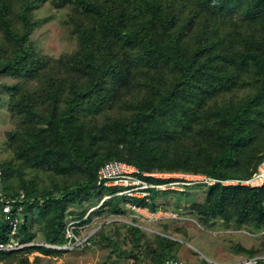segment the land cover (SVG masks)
Instances as JSON below:
<instances>
[{"label": "trees", "instance_id": "16d2710c", "mask_svg": "<svg viewBox=\"0 0 264 264\" xmlns=\"http://www.w3.org/2000/svg\"><path fill=\"white\" fill-rule=\"evenodd\" d=\"M53 2L73 11L72 33L78 39L74 51L56 58L38 55L29 44L34 30L30 9L36 5L24 9L20 31L8 18L9 4L0 0V20L17 54L15 64V59H0V73L17 70L36 81L6 87L13 88L11 112L24 123H39L25 130L33 141L24 140L19 147L8 143L12 158L0 161L1 191L8 198L25 194L15 203L22 206L17 238L66 243L69 214L82 219L85 207L98 203L105 190H118L97 183L100 167L115 159L136 165L139 176L154 183L173 180L144 177L143 172L176 168L204 173L217 181L205 184L206 206L196 210L201 223L264 229V182L224 183L249 179L264 161V0ZM2 102L0 90V109ZM112 109L115 117L101 121ZM54 175L61 180L50 189L45 181ZM160 193L152 190L150 202H132L167 209L169 202L156 200ZM110 198L106 212L127 214L125 199ZM39 201L51 202V210L39 211ZM74 205L85 207L71 211ZM99 219L102 225L91 242L105 238L111 252L137 259L133 264H163L179 254L178 240ZM178 221H165L164 232L172 236L181 231ZM36 222L41 233L34 229ZM8 230L0 210V237ZM242 250L245 257L264 255V248ZM257 264H264V258Z\"/></svg>", "mask_w": 264, "mask_h": 264}, {"label": "rangeland", "instance_id": "374dc122", "mask_svg": "<svg viewBox=\"0 0 264 264\" xmlns=\"http://www.w3.org/2000/svg\"><path fill=\"white\" fill-rule=\"evenodd\" d=\"M5 2L10 6L8 18L11 19L13 27L20 31L24 28L21 16L24 9L31 5H36L34 8L30 9V20L33 22L34 30L30 35L29 44L33 45L38 55L56 58L64 53L74 51L78 46V39L75 34L72 33L75 17L71 9L67 7L58 8L53 0H5ZM236 12H238V10ZM86 23H89V20H87ZM8 36L7 26H5V22L1 19L0 59L13 61L17 57L16 52L13 51L16 44L10 40ZM13 62L15 64L16 59ZM16 71L17 70L14 71L15 73H0V90L2 91L3 100L2 108L0 109V161H9L12 158L13 152L9 147L12 145L8 143L13 142L19 147V144H22L24 140L33 141L27 138L25 130L29 128V126L39 124L37 121L35 122L34 119L24 123L19 113L11 112L10 110L13 88L7 89L6 87L16 85L22 88L24 85L36 82L31 76L29 77L30 74L18 73V71ZM121 106L122 105H119L118 107ZM113 110L114 109L105 111L106 113H103L104 116L101 118V121L106 120L107 117H115L117 111ZM125 111L126 110H124L123 113ZM41 127L44 128L45 126L42 125ZM10 135H14L16 138H11ZM46 150L50 149L46 148ZM263 163L264 161L259 165L258 170ZM154 172L161 174L164 179L178 181L174 183V185L172 184L179 188L176 190L178 192H161L156 198L158 202H163L164 200L169 202V207L165 210L169 213L172 212V214H177L178 217H168L162 221L152 223H145L142 221L138 223L142 227H146L144 229L145 231L160 234L165 233L162 228L165 221L169 219L179 220L175 223V226L180 225L181 231L178 230V233L172 234L174 238L179 240L182 239L183 241L179 250V257L193 264H217L218 262L233 263L245 257L246 254L242 250L243 248H264V229L255 231L252 229L253 226L248 224H243V227L235 229L227 228L224 221L208 222L210 225L199 221L196 217V210H198V206L202 207L205 205L208 187L196 181V179L207 175L201 172L196 173L177 170L176 168H157ZM41 175L44 177V174ZM60 180L61 177H57V175L48 176L45 183L52 189V186L56 185ZM224 183L228 185L231 184L226 183V181H224ZM74 191L76 190H72V192ZM180 191H184L186 194L181 195ZM107 194H111V191L105 190L100 201ZM119 197L122 200L124 199L122 196ZM109 199L111 198L106 199L100 208L97 206L100 204V201L89 207H81L87 209L83 216V218L86 219L85 222L89 223L96 221L97 223H95L93 227H97L98 224L102 222L101 220L99 221V218H105V221L111 219L112 215L106 212L108 209L106 204ZM78 207V205H74L71 207V211H81V208L79 209ZM36 208L39 209V211H50L51 202L39 201L36 204ZM69 217L75 218L76 216L71 213L68 218ZM93 218H95L94 221ZM80 224L83 225V223ZM40 227L41 223L36 222L34 229L41 233L42 230ZM86 228L84 232L91 229L88 227ZM174 228L175 227L172 226L170 230L174 231ZM150 237H152V235ZM97 241V243L91 242L90 246L78 251H60L45 245H40V247L55 250V252L46 254L41 250L35 249L36 247H32V250L29 252L22 251L12 257H6V262L9 264H133V261H137L135 258L124 259L123 257H119L120 255L118 253L111 252L107 248V241L105 238H99ZM33 242L40 244L48 243L45 239H38Z\"/></svg>", "mask_w": 264, "mask_h": 264}, {"label": "built area", "instance_id": "2783aa9c", "mask_svg": "<svg viewBox=\"0 0 264 264\" xmlns=\"http://www.w3.org/2000/svg\"><path fill=\"white\" fill-rule=\"evenodd\" d=\"M264 165V163H263ZM263 165L259 168V172L255 173L251 178L245 180H228L226 183L232 184H245V185H261L264 181V167ZM140 170L134 164L128 163L124 160L115 159L106 161L98 171V184L102 183L105 187H117L118 190L115 192L117 196H123L128 199L133 198H149L152 189L165 190L168 188H177L173 186L178 181H171L168 183H154L140 177ZM145 177H156L162 178L159 173L144 172ZM196 181L206 184H213L217 180L202 176L198 177ZM180 183V182H179ZM173 184V185H172ZM2 176L0 172V210L3 220L9 225V230L6 232L5 237H0V264H9L6 259L2 257L3 254L13 253L26 248L34 246L45 245L47 247L57 250H82L86 245L90 244V237L93 231H86V227H89L91 223L80 224L79 220L69 217L66 223L65 238L67 242L61 244H49V243H36V242H21L17 238L18 224L22 218V206L16 205V202H21L25 194L21 192L17 198H8L6 194L1 191ZM179 189V188H177ZM112 195H106L100 202L98 207L101 206L104 201L110 198ZM132 211L129 215L114 214L110 221H120L140 226L139 221L148 222L152 220H159L166 216L177 217V214L163 212L161 210L151 211L148 207H141L136 204L127 201L124 204ZM83 229V230H82ZM264 256L254 255L250 257H244L240 260L234 261L233 263H220L217 264H257L259 260L263 259ZM163 264H193L179 256H168Z\"/></svg>", "mask_w": 264, "mask_h": 264}, {"label": "clouds", "instance_id": "9594fccd", "mask_svg": "<svg viewBox=\"0 0 264 264\" xmlns=\"http://www.w3.org/2000/svg\"><path fill=\"white\" fill-rule=\"evenodd\" d=\"M132 164V163H131ZM139 169V168H138ZM146 172H148V171H146ZM151 172V171H150ZM257 172H259V170L257 171ZM257 172H255V173H257ZM144 173V172H143ZM254 173V174H255ZM253 174V175H254ZM252 175V176H253ZM156 178V177H155ZM251 178V177H250ZM162 179H164V178H162ZM231 180H238V179H231ZM240 180V179H239ZM243 180H245V179H243ZM228 181V180H227ZM168 182H171V181H166V182H163V183H168ZM264 182V181H263ZM263 182H262V184H263ZM97 183H98V181H97ZM203 184H206V183H203ZM214 184V183H213ZM232 184V183H231ZM152 190H156V189H152ZM152 190H151V192H152ZM167 190H178L177 188H174V189H172V188H168V189H165V190H156V191H159V192H165V191H167ZM116 192V191H115ZM107 195H114V196H117V195H115V193H113V194H107ZM106 196V195H105ZM104 196V197H105ZM150 196H151V194H150ZM150 196H149V198H145V199H147V201L148 202H150ZM123 197V196H122ZM124 204H125V202H127V201H131V203H133L132 202V200L133 199H135V198H133V199H128V198H126V197H124ZM101 202V201H100ZM134 204V203H133ZM103 205V204H102ZM101 205V206H102ZM137 205V204H136ZM101 206H99L98 208H100ZM139 206V205H138ZM124 207L125 208H127L128 209V211L129 212H127V214H122V215H128V213H130L132 210L131 209H129L128 207H126L125 205H124ZM141 207H148L151 211H157V210H161V211H163V212H167V210H165V209H163V208H161V207H158V208H156V209H151L148 205H142ZM167 213H169V212H167ZM172 213V212H171ZM116 214H120V213H116ZM114 215V214H113ZM112 215V216H113ZM168 217H172V216H166V217H164V218H162V219H159V220H152V221H148V222H145V223H152V222H157V221H162V220H164V219H166V218H168ZM178 217V216H177ZM177 217H173V218H177ZM74 219H76V220H79L80 221V223H83V224H86V222H85V218H82V219H77V218H74ZM112 219V218H111ZM95 220V218H93V221ZM110 220V219H109ZM99 221H100V219H99ZM98 221V222H99ZM106 222H108V220H106ZM111 222H120V221H110V222H108V223H111ZM89 223H91L90 225H89V227L88 228H91V227H93L94 225H95V223H97L96 221H94V222H89ZM123 223H126V222H123ZM126 224H128V223H126ZM101 225H102V222L101 223H99L98 224V226L97 227H93V228H91L89 231H93V233H92V235H91V237H90V242H91V238H92V236L96 233V231L101 227ZM130 225H132V224H130ZM133 226H135V225H133ZM136 227H139V228H141V229H145L144 227H142L141 225L140 226H136ZM161 235H163V236H168V237H171V238H173V239H175V240H178V241H180V242H183L182 241V239H176V238H174L173 236H170V235H167L166 233H160ZM30 242H33V241H30ZM50 244V243H49ZM65 244V243H64ZM63 245V244H62ZM40 246V245H39ZM34 247H37V246H34ZM32 248V247H31ZM23 250H25V249H23ZM57 250V249H56ZM20 251H22V250H20ZM60 251H62V250H60ZM74 251V250H73ZM261 256H263V255H261Z\"/></svg>", "mask_w": 264, "mask_h": 264}]
</instances>
